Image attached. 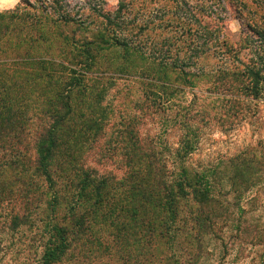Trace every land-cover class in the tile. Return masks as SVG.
<instances>
[{
  "label": "rangeland",
  "instance_id": "1",
  "mask_svg": "<svg viewBox=\"0 0 264 264\" xmlns=\"http://www.w3.org/2000/svg\"><path fill=\"white\" fill-rule=\"evenodd\" d=\"M0 14V64L26 56L47 61L48 68L57 64L61 87L72 74L60 63L81 62L78 47H90L89 72L100 77L91 76L88 85L102 94L111 120L87 164L122 178L129 124L139 146L155 145L172 160L166 146L180 145L191 126L199 140L186 160L216 171L204 249L194 235L189 246L203 264L264 262V0H0ZM65 15L73 20H62ZM174 64L193 79H177ZM247 66L263 77L257 95L243 88L253 86ZM7 73L14 80V72ZM75 93L76 109L83 110L85 96ZM26 154L35 160L33 147ZM192 204L197 211L198 202ZM46 213L44 207L36 226L6 228L2 237L10 246L0 252L1 264H39L42 249L33 235ZM113 230L106 228L109 245ZM75 248L62 264H126L114 245L110 255L99 251L85 259Z\"/></svg>",
  "mask_w": 264,
  "mask_h": 264
},
{
  "label": "trees",
  "instance_id": "2",
  "mask_svg": "<svg viewBox=\"0 0 264 264\" xmlns=\"http://www.w3.org/2000/svg\"><path fill=\"white\" fill-rule=\"evenodd\" d=\"M61 19L73 20L69 15ZM78 54L81 62L60 63L72 74L62 87L55 79L57 64L48 68L47 61L28 56L0 64V252L10 246L2 237L7 227L36 226L38 214L46 207L49 213L40 218L33 235L42 249L39 264L69 260L73 243L84 259L99 251L110 255L114 245L126 264H203L189 243L194 235L198 249H204L200 241L211 219L206 208L212 201L216 168H193L186 160L197 149L196 130L187 126L180 145L166 146L171 160L154 150L155 145L139 146L138 133L126 125L123 139L129 142L122 158L126 173L122 178L100 173L85 158L104 135L111 117L102 106V94L88 85L91 76L100 77L89 72L90 47L79 46ZM159 62L161 67L166 65ZM170 68L177 72V79H193L181 66ZM8 69L14 72V80ZM245 75L253 83L252 89L243 87L245 93L253 90L257 95L263 77L255 66H247ZM75 92L85 96L83 110L76 109ZM30 147L35 160L26 154ZM122 194L124 198L119 197ZM193 201L198 202L197 211ZM110 227L114 230L109 245L104 238Z\"/></svg>",
  "mask_w": 264,
  "mask_h": 264
}]
</instances>
